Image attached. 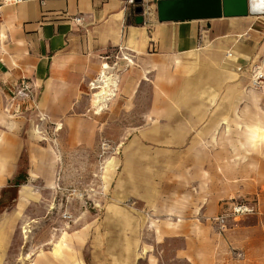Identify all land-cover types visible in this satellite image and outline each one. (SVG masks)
I'll return each mask as SVG.
<instances>
[{"label":"crops","instance_id":"1","mask_svg":"<svg viewBox=\"0 0 264 264\" xmlns=\"http://www.w3.org/2000/svg\"><path fill=\"white\" fill-rule=\"evenodd\" d=\"M170 1L142 0L140 16L125 0L0 7V73L27 82L25 108L47 132L22 136L19 121H0V206L12 190L0 211V264H10L16 238L12 264H217L222 250L240 249L241 218L224 227L215 219L250 191L264 208V150L248 156L213 142L234 110L251 112L255 122L242 124L259 127L254 138L264 131V84L254 88L250 72L264 70V0ZM103 63L118 76L102 115L89 83ZM121 120L138 128L100 153L101 121ZM84 154L95 155L100 179L95 192L84 190L90 209H64L72 219L28 246L19 229L38 223L29 213L44 203L40 183L82 191L65 187L63 165ZM20 173L25 181L13 187Z\"/></svg>","mask_w":264,"mask_h":264},{"label":"rangeland","instance_id":"2","mask_svg":"<svg viewBox=\"0 0 264 264\" xmlns=\"http://www.w3.org/2000/svg\"><path fill=\"white\" fill-rule=\"evenodd\" d=\"M120 58L123 59L122 56ZM113 61H115V59H113ZM114 72L115 68L113 66L111 74L113 76H118V72ZM19 87L20 82L17 83V81L10 79L7 74L0 73V121H19L22 136H27L32 133L45 137L47 132L41 131L43 126H37V121L39 120L35 118L34 111L25 108L24 102L26 100L24 95L20 93ZM109 106L110 104L107 103V108L102 111V115L108 112ZM253 118L256 120L257 117L254 116ZM258 120L259 119H257L256 122H259ZM252 122L255 121H252L250 111L245 115L240 114L239 110L230 111L228 124L217 128V132H214V134H218V138L223 135V140L214 141L213 148L219 149L223 146L230 151L241 150L248 156H252L254 150H264V131H262L260 136L254 138L252 136V129L259 127H250L242 124ZM138 125V121H101L100 131L102 135L101 141L97 147L98 151L101 153L103 151L102 149L105 151L117 150L123 145L129 133L135 132ZM42 142L43 144L46 143L45 140ZM101 144H105V147L101 148ZM97 148L93 151H97ZM56 150L57 148H55L54 143L49 151H52V155H54V153L56 155ZM55 155L53 156L52 164L53 166L58 164L60 167L61 160L57 156L55 158ZM95 162V155L90 157L84 154L83 157L67 159L66 163L63 165L67 167L65 170V187H78L82 189L80 192H82L83 196L82 199H79L83 202H69L70 200L67 198V193L75 189H68L67 192L57 193L54 188L51 187L49 180L47 183H40V188H42L44 194V203L38 208L31 209L29 213L31 216H36L38 218V223H32L33 227L25 226L20 228V234L28 235V237H22L21 235L20 240L22 239L24 243L29 246L31 243L34 244L35 241L39 242L52 236L54 230L61 226L59 219L64 209H67V211L70 210L74 215L78 214L80 210L90 209L92 196L90 195V198H87V193L85 194L84 190L93 193L97 186H99V172ZM254 176V174L251 175V178H254ZM246 180L250 183L248 178H246ZM11 198L12 190H10L6 202L4 201L5 204L3 202V205L0 206V211H2L4 207L9 206H7V202L9 204ZM236 204H242L252 210L251 213L240 217L243 230L242 233H240L241 247L237 249L229 246L227 250H222L217 264H264V208L257 204L256 197L251 191L241 196ZM237 220L238 218L232 221ZM18 242L19 240L16 238L12 243V248L8 254L10 264H12V260L16 254Z\"/></svg>","mask_w":264,"mask_h":264},{"label":"built area","instance_id":"3","mask_svg":"<svg viewBox=\"0 0 264 264\" xmlns=\"http://www.w3.org/2000/svg\"><path fill=\"white\" fill-rule=\"evenodd\" d=\"M25 0H1L0 1V7L2 5H7V4H19L24 2ZM126 5L128 6H134V0H125ZM229 54H226L225 57H229ZM250 72H251V85L254 88H261L264 84V70L262 65L260 64H252L251 68H250ZM89 86L91 88V83H89ZM20 93H22V95H24L25 100H30L32 99V97L30 98L28 91H29V87L27 86V82L26 81H20ZM42 131V130H41ZM105 147V144H101V148ZM103 151L101 152L102 154L104 153V149H102ZM107 151V150H106ZM69 198H82V192L80 191H76V190H70L67 193ZM252 210L247 208L246 206L242 205V204H236L232 207V210L229 214L227 215H221L218 216L215 220L219 223V225L221 227H224L225 225V221L226 219H232L235 220L241 216H245L249 213H251ZM61 218L64 221H70L72 219V217L69 215V213L67 212H63L61 213Z\"/></svg>","mask_w":264,"mask_h":264},{"label":"bare ground","instance_id":"4","mask_svg":"<svg viewBox=\"0 0 264 264\" xmlns=\"http://www.w3.org/2000/svg\"><path fill=\"white\" fill-rule=\"evenodd\" d=\"M257 10L264 11V5L259 7ZM90 83V105L95 113L100 114L104 109H106L107 103L115 95L116 81L114 76L111 74V67L107 63H103L99 74Z\"/></svg>","mask_w":264,"mask_h":264},{"label":"water","instance_id":"5","mask_svg":"<svg viewBox=\"0 0 264 264\" xmlns=\"http://www.w3.org/2000/svg\"><path fill=\"white\" fill-rule=\"evenodd\" d=\"M163 1H167V0H163ZM205 1H207V2H218V0H205ZM257 1H259V0H247V4H248V6L249 7H253L254 6V4L255 3H257ZM198 5H201L202 3H205L204 2V0L203 1H197L196 2ZM167 3H163L162 4V7H164L165 5H166ZM186 3H184L183 1H173V0H171L170 1V3H168V5L170 6V7H175V8H177V6L179 7H181L182 8V6L183 5H185ZM134 5H135V7H134V13H135V15H137V16H140L141 14H142V0H134Z\"/></svg>","mask_w":264,"mask_h":264},{"label":"trees","instance_id":"6","mask_svg":"<svg viewBox=\"0 0 264 264\" xmlns=\"http://www.w3.org/2000/svg\"><path fill=\"white\" fill-rule=\"evenodd\" d=\"M24 181H25V175H23V174L20 173V174H18L15 177V179H14V181H12L11 185L13 187H15V186L19 185L20 183H23Z\"/></svg>","mask_w":264,"mask_h":264}]
</instances>
